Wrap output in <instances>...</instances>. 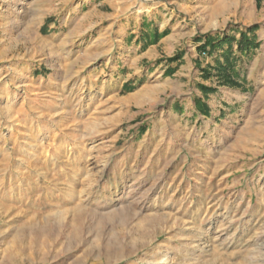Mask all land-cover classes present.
I'll use <instances>...</instances> for the list:
<instances>
[{
  "label": "rangeland",
  "instance_id": "1",
  "mask_svg": "<svg viewBox=\"0 0 264 264\" xmlns=\"http://www.w3.org/2000/svg\"><path fill=\"white\" fill-rule=\"evenodd\" d=\"M0 264H264V0H0Z\"/></svg>",
  "mask_w": 264,
  "mask_h": 264
},
{
  "label": "trees",
  "instance_id": "2",
  "mask_svg": "<svg viewBox=\"0 0 264 264\" xmlns=\"http://www.w3.org/2000/svg\"><path fill=\"white\" fill-rule=\"evenodd\" d=\"M256 31V26L250 27L247 31L245 32H240V40L237 42H234V38L226 37L223 38L220 41H217L216 44H214L213 40H207L200 48V52L203 54H208L213 53L214 51L217 50L218 47L222 45H227L228 48H231L232 43L237 44V49L240 51V53H243L247 55L249 52H253L259 48V45L256 43V38L254 35H252V38H250L251 34H255ZM220 57H223L224 60L221 63L219 60H216V67L214 68L216 71L221 73V78L224 81L223 85L228 86L230 88H235L239 87L238 83L235 82L234 78L231 76V73L237 74V72H234V68L230 62V56L228 52L220 54ZM177 60L176 62H178ZM206 75H211L207 71L203 72ZM230 75V76H229ZM126 88V87H125ZM124 88V89H125ZM123 89V90H124ZM202 91L204 94L207 95L208 91H212L210 88H207L205 86H202ZM196 109L198 108V103L196 102Z\"/></svg>",
  "mask_w": 264,
  "mask_h": 264
},
{
  "label": "crops",
  "instance_id": "3",
  "mask_svg": "<svg viewBox=\"0 0 264 264\" xmlns=\"http://www.w3.org/2000/svg\"><path fill=\"white\" fill-rule=\"evenodd\" d=\"M150 36H153L152 34ZM200 54L202 55H212V53H208V54H203L202 52H200ZM209 73V72H208ZM206 75V74H205ZM211 77V76H210ZM206 94H204L205 96ZM207 96V95H206ZM197 111L200 112L202 115L204 116H208L209 114V111H208V108L206 107V105H204L203 103H201V101L198 102V108H197Z\"/></svg>",
  "mask_w": 264,
  "mask_h": 264
}]
</instances>
